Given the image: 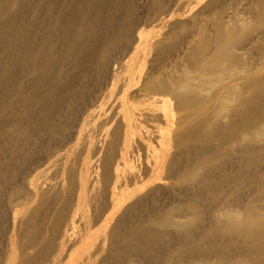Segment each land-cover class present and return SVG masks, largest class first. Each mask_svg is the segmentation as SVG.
Wrapping results in <instances>:
<instances>
[{"label": "rangeland", "instance_id": "1", "mask_svg": "<svg viewBox=\"0 0 264 264\" xmlns=\"http://www.w3.org/2000/svg\"><path fill=\"white\" fill-rule=\"evenodd\" d=\"M24 2L27 9H32L31 18L21 10ZM98 3L99 0L92 1ZM114 5L117 7L112 11ZM65 6L66 0H62L50 11L46 9L50 7L47 0H0V16L14 8L13 21L26 26L9 49L4 50L0 43V62L5 64L0 70V264H7L14 252L19 260L38 255L32 257L35 264H57L61 254L72 246L80 248L73 252L74 264H202L203 260L219 261L225 255L230 262H239L241 252L228 241L221 245L224 239L215 236L222 230L221 225L224 228L227 213L241 218L251 207H260L264 197V99H257L259 105L263 100V109L255 100L264 96V0H107L104 18L110 20L109 30L118 38L114 44L106 45L108 66L103 59L101 66L91 68L70 61L65 68L66 79L58 88L45 84L39 87L41 76L33 70L39 41L32 39L33 50L29 51L27 29L31 26L32 33L37 32L49 18H57ZM47 28L45 25L44 33ZM220 33L226 35L233 48L219 45ZM200 34L209 39L208 52L196 54L192 48ZM10 42L5 40L7 45ZM135 53L131 62L129 56ZM22 62L30 64L23 67ZM111 69L119 73L112 82ZM185 70L189 81L196 82L199 77L189 94L203 100L194 108L181 109L173 95H157L167 96L171 104L170 119L157 118V112L144 105L149 97L145 96V85L163 73L168 79ZM5 76L7 79L2 80ZM232 92L233 97L229 96ZM52 97L53 102L48 104ZM132 102L140 104L134 117L140 131L161 128L170 133L181 123L203 130L209 118L219 122L220 125L215 123L219 126L226 122L232 125L223 126L226 132L214 127L211 135L217 130L216 134L208 143L194 142L185 147L179 161L185 167L186 178L180 179V167L169 179L157 180L161 189L148 197L146 204L128 209L125 205L115 212L104 236H94L83 250L78 239L80 229L90 219L98 221L110 200L92 190L91 183L85 189L84 176L94 169L91 161H95L98 167L92 183L101 181L110 143V136L102 138V129L106 124H111L112 129L122 125V116L129 115ZM200 105L207 110L208 118L188 116ZM29 115L38 121H28ZM226 126L231 127L228 130L232 134H227ZM218 131L224 133L222 137ZM171 135L163 139L167 148L164 158H174L176 153ZM223 135L232 138L227 139L232 143L221 145L226 140ZM137 141L142 144V140ZM151 146L148 150L138 149L135 154L141 167L154 160L157 146ZM161 153L158 149L157 156ZM69 179L74 181L72 190ZM58 184L63 185V193L72 191L76 202L83 186L85 193L90 191L89 197H84L82 221L76 222L79 236L75 241L74 237L63 235L66 225L58 214L62 204L49 192ZM75 209L76 205L69 202L66 221ZM33 223L36 227L29 230ZM40 229L46 232L41 234ZM28 230L34 231L30 234L38 240L24 251L25 242L31 237ZM113 232L124 236L118 242L109 236ZM23 235L29 237L23 239ZM51 235L56 237L53 242ZM19 247L26 256L18 254Z\"/></svg>", "mask_w": 264, "mask_h": 264}, {"label": "bare ground", "instance_id": "2", "mask_svg": "<svg viewBox=\"0 0 264 264\" xmlns=\"http://www.w3.org/2000/svg\"><path fill=\"white\" fill-rule=\"evenodd\" d=\"M47 1L50 3V7H46V9L51 11V9L54 6L57 7L59 2L62 0H47ZM92 1L93 0H66V6L63 7L64 9L58 13L57 18H49L47 22H44L41 25L42 28H39L38 31L35 33H32L31 26L27 29V37L29 38V39L26 38L27 49L29 51L33 50L32 39H38L39 41L38 52L35 56L34 67H33L34 72H36L41 76L38 82L39 87H42L45 84V86L53 85L54 89L58 88L62 80L66 79L65 68L70 61H73L74 65L85 64L88 68H91L93 65L101 66V61L103 59L107 61V66H108L109 60L106 58L107 55L106 53H109V47L106 45L110 42L114 44V42H116L118 38L117 36L115 38L114 37L115 34L109 30L110 20L104 18V14L106 12L107 0H99L100 3H98V5L92 4ZM116 7L117 6L114 5L112 11ZM21 8H22L21 10L23 12H27L28 17L30 16L31 18L32 9L31 7L27 9L26 2H24ZM13 9L14 8H11L10 12H5L3 13V15L0 16V43L4 44V50H7L12 46L14 40L17 37V34L21 30H24L26 27L15 24V22L13 21L14 13L11 12ZM81 9L83 10L81 11ZM35 13L37 14L39 12L36 11ZM113 19L114 18H112V20ZM78 21L80 22L78 23ZM45 25H48L46 33H44ZM42 36L44 37H43V42L41 43L40 39ZM225 36L224 34L220 36L221 38L219 45L221 47L224 46L227 47L229 45L228 44L229 41L226 40ZM5 40L11 42L7 45L5 44ZM208 40L209 39L206 35L200 34L198 41L196 42V44H194L192 48L193 52L196 54L199 52L201 53L208 52L206 51V48L208 47V43H209ZM100 41H104L105 44L104 45L100 44ZM231 46L229 45L228 48H230ZM136 55L137 53H135L134 55H130L129 60L133 62ZM197 57L196 59H198ZM202 57L203 56H201L200 58L202 59ZM198 60L201 61L200 59ZM196 62L198 64L200 63L198 61ZM216 63H218V61H215V64ZM29 64L30 63L28 62H22L23 67H27ZM4 67L5 64L0 62V70ZM44 74H45V78H43ZM186 74L188 75L189 73L185 70L183 71V73L179 75H175L172 76L171 78L166 79L167 73H163L162 75L157 76L155 79H152L145 85V89H144L145 96H149V97L148 99L145 100L144 105H148L151 109L155 110L157 112L156 113L157 118L165 121V119L167 120V118L170 117L169 116V108L171 105L170 100L167 98V96L165 98H161L162 95H166V94L173 95L174 99H176L181 109L194 108L197 106L198 103H200L203 100L199 96H191L189 94L190 90H192V87H194L193 85L195 84V86H197L196 82L199 81L198 80L199 77L197 76L198 78L196 82H194L195 81L194 79H193L194 81H189L188 79L189 76H187ZM1 77L2 76H0V78ZM118 77H119V73L115 71V69L114 70L111 69V82L113 81V79ZM6 79L7 77L5 76L2 80H6ZM202 81H204V79H202ZM202 81L199 83H202ZM206 82L208 81H205V84ZM202 85L204 84H201V86ZM198 86L200 87V85ZM231 91H233L232 88ZM157 95H161V96H157ZM229 96L233 97V92L232 95H230L229 93ZM257 99L259 100L264 99V96L261 95L257 97L255 100L257 101ZM53 100H54L53 97L50 98L48 100V104H51ZM250 100L248 101L252 103V101ZM212 101L214 102L215 100L213 99ZM261 102H262L261 104H263V100H261ZM8 103L10 105V102ZM244 103H246V101ZM253 103L255 104V102ZM258 103H260V101L259 102L257 101V104ZM256 105L255 107H257ZM260 105L258 104V107H260ZM139 106L140 104H136L135 102L130 103L129 108L131 111L128 116L126 115L122 116L121 119L122 125L112 129L111 124H106L102 129V133H101L102 138L105 140L107 136L108 137L110 136V143L108 148L109 155L106 161V166L102 167L101 178H100L101 183L100 182L92 183L95 167L96 168L98 167L95 161H91V165L94 166V169L93 170L90 169L86 171L84 176V181H85V189L88 183H91V185L93 186L92 190H95L99 194H101L100 196L101 198H106V200H108L110 197V200L107 201L108 202L107 208L105 211H103L102 216L98 219V221L90 219V221L85 226V228L83 230L80 229L81 235L80 238L78 239L79 240L81 239L80 245H83V250L86 246H88V242L91 241L94 238V236L96 235L104 236L106 227H108L107 224L111 220H113L115 214L118 211H120L121 208H123L125 205L127 206L126 208L128 209L131 206L146 204V199L152 196L154 193H156L159 189H161L156 184L157 180L169 179L170 176L172 175V172H174L175 168L179 169L180 167H181L179 171L180 179L184 180L186 178L185 167L184 165L181 166L179 161L180 156L182 155L185 147L192 146L194 142H198L202 145L208 143L210 139H213L211 138V136H214L216 134L217 130L214 131L215 133L214 134L212 133L211 135V131L214 130V127L218 126V128L220 129L222 127L223 130L226 124L227 126L228 124L230 126L232 125L226 122L223 123L225 124L223 125L224 127L219 126L220 125L219 122L217 123L215 122L216 124H219L216 125L213 119L209 118L208 122L205 123L207 126L203 125L204 126L203 130L202 128L197 129L194 126L187 128L185 126H181L182 125L181 123L180 125L178 124V127L175 128L174 130L171 129L172 130L171 132H173L172 135L171 132L166 133L164 129L162 130L161 128L159 130H154L153 128H150L147 129L146 131L145 130L140 131V128L137 127L136 123L134 122V117L136 118V114L139 113L140 110ZM244 106L246 107L248 105L245 104ZM262 106L264 108V105ZM203 107H204L203 105L198 106L188 116H191V118L195 117V119L208 118L209 115L206 117L205 114L207 110H205ZM26 112L27 110L24 111V113ZM26 119L28 121H35V122L38 121V119L33 118L31 115L27 116ZM232 119L233 117L229 118V121ZM230 122L232 123V121ZM185 123L187 124V121ZM123 125H125L124 129H123ZM230 126L227 127V132L229 131L228 128L231 129ZM205 127H207L206 130H204ZM222 130L220 131L222 132ZM261 131H259L260 134ZM221 132H220L221 134L220 137H222V134H224ZM223 132H226V129L223 130ZM229 133L230 131L227 134L229 135ZM170 135H171L170 140L171 142H173V146L175 147L176 153L174 158H170V157L168 158V156L164 158L167 153L166 151L167 148H166V143L163 141V139L169 138ZM230 136L232 137V135ZM223 137H226V135H223ZM222 139H226V140L225 142L221 140L222 141L220 142L221 145H224L223 143H230V142L232 143V140L228 141L232 138L228 139V137H226ZM134 140H136V143H133ZM137 140H142V144L140 145ZM151 144L157 146V149L154 148L153 150L155 153L154 160L151 163H147V167L145 168L141 167V163L139 162L140 158L138 155L136 156L135 154L138 152V149H144V150L150 149L152 147ZM158 149L162 150V153L159 154V156H157ZM100 170L101 169H99V174H100ZM68 184L70 185L72 190V184L74 185V181H71L69 179ZM62 187H63L62 184H58L53 188L51 187L49 192H51L53 196L55 195V197L62 204V206H59L60 208L58 209L59 210L58 214L61 222L65 223L66 225V231L63 235L66 236L68 239H70L69 237L71 238L74 237L73 241H75L77 236H79L77 234L78 225L76 224V222L78 219L82 221L80 217H82L83 212L86 208V202L84 200V197L85 198L89 197L90 191L85 193L83 186L81 194L77 195L79 197V200L78 202H76L74 196L72 195L73 192L71 191V192L63 193ZM100 187H102L101 192H100ZM71 201L73 202L74 205H76V209L71 219L66 221L69 212V202ZM43 203L45 204V202ZM257 206L256 207L253 206L250 209H248V211H246V213L243 214L241 218H239L240 216L237 217V215L233 213H227L225 215V218L223 217L225 220L224 228L221 225L220 229L222 230H220V232L218 231V233L216 234L217 236H215L224 239L221 245H226V241H228L231 243L230 246H232L236 251L241 252L240 261L232 263L229 261L227 255H225V258L219 261L212 262L209 260H203L202 264H228L227 262H229L230 264H264V197L262 198L260 207ZM239 219H241L242 221L240 222ZM221 221L223 222V220ZM34 225L36 227L37 224L33 223V225L29 227L30 228L29 230H31V227ZM29 230H28L29 234L30 233L32 234V232L34 231L35 232L38 231V229L34 230V227L32 228V230L34 231L31 232ZM42 231L43 230H41V234H44L46 232L45 230L44 233ZM31 234L29 235L31 237L27 239V241L25 240L26 241L25 243H27V245H24L25 248L22 246L24 251H26V249H29L28 247L33 244V241H35V239H37L35 238L36 236L35 237L33 236L34 234L33 235ZM51 236L52 237H50V239L53 242L56 237L53 235ZM109 236L113 239H116V241L119 242L122 239V236L124 235L121 232H113L109 234ZM233 236H235V238ZM28 237L24 236V238L23 237L22 238L26 239ZM39 237L41 238L40 235ZM236 237H238L240 240L242 239V241H240L239 239L237 240ZM28 244L30 245L28 246ZM44 246L46 247V245ZM79 249L80 248L78 246H72L71 248H68V251L66 253L64 252L61 254V258L57 261V264H74L75 260L73 256L75 254L73 255V252L74 253L78 252ZM24 251L20 249V252L18 251V254L20 253L21 255L22 253L23 255H25ZM224 253L228 254V252H224ZM35 256H31V258L26 256V258H23L24 260H22V258L20 257L21 260H19V256L17 255V252H14L9 255L7 264H35V260L32 259V257L34 258Z\"/></svg>", "mask_w": 264, "mask_h": 264}]
</instances>
